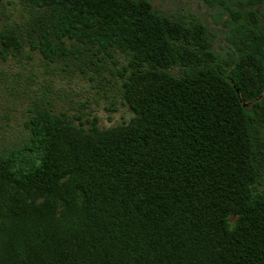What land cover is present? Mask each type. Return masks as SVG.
I'll use <instances>...</instances> for the list:
<instances>
[{
    "label": "trees",
    "instance_id": "trees-1",
    "mask_svg": "<svg viewBox=\"0 0 264 264\" xmlns=\"http://www.w3.org/2000/svg\"><path fill=\"white\" fill-rule=\"evenodd\" d=\"M17 1L0 59L100 76L123 57L133 117L30 111L0 151V264H264V0L230 10L227 46L149 0Z\"/></svg>",
    "mask_w": 264,
    "mask_h": 264
},
{
    "label": "rangeland",
    "instance_id": "rangeland-1",
    "mask_svg": "<svg viewBox=\"0 0 264 264\" xmlns=\"http://www.w3.org/2000/svg\"><path fill=\"white\" fill-rule=\"evenodd\" d=\"M149 1L155 9L166 14L199 19L215 34L217 46H227L229 31L234 26L230 10H243L239 3L247 0ZM26 17V9L17 0H0V29L20 24ZM118 58L120 64H109L113 71L106 70L100 76L94 73L84 76L64 69L61 64H47L28 47L19 57H10L7 61L0 59V151L28 138L29 132L24 125L36 106L66 113L77 127L82 124L88 128L87 120L93 118L103 130L128 122L133 113L123 102L121 79L112 75V72L116 74V68L127 63L123 57ZM25 220L24 224L21 221V228L32 232L30 218L26 216ZM2 221L0 215V223ZM6 234V229L0 227L1 241Z\"/></svg>",
    "mask_w": 264,
    "mask_h": 264
}]
</instances>
